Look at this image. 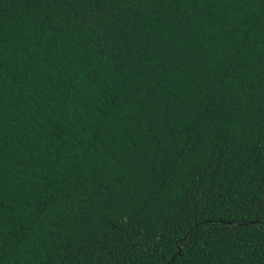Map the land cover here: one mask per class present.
I'll use <instances>...</instances> for the list:
<instances>
[{
    "label": "trees",
    "instance_id": "1",
    "mask_svg": "<svg viewBox=\"0 0 264 264\" xmlns=\"http://www.w3.org/2000/svg\"><path fill=\"white\" fill-rule=\"evenodd\" d=\"M0 264H264V0H0Z\"/></svg>",
    "mask_w": 264,
    "mask_h": 264
}]
</instances>
